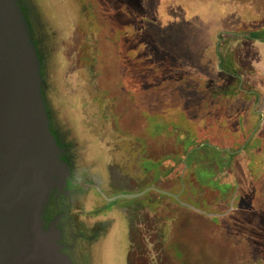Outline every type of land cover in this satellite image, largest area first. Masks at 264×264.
Returning <instances> with one entry per match:
<instances>
[{
    "label": "rangeland",
    "instance_id": "1",
    "mask_svg": "<svg viewBox=\"0 0 264 264\" xmlns=\"http://www.w3.org/2000/svg\"><path fill=\"white\" fill-rule=\"evenodd\" d=\"M22 2L72 264H264V0Z\"/></svg>",
    "mask_w": 264,
    "mask_h": 264
},
{
    "label": "water",
    "instance_id": "2",
    "mask_svg": "<svg viewBox=\"0 0 264 264\" xmlns=\"http://www.w3.org/2000/svg\"><path fill=\"white\" fill-rule=\"evenodd\" d=\"M7 1L12 6L14 0ZM7 1L0 0V264H72L63 253V233L57 228L59 218L51 221L48 228L46 220L51 199L57 196V190L62 192L67 187V183L50 182L48 176L55 175L59 181L63 174L68 180L72 167L66 159V149L53 132L69 168L54 170L45 164V159H49L42 139L47 132L45 103L34 91L28 46L37 53L38 61L41 59L25 13L19 11L23 18L21 28L4 8ZM39 75L44 96L42 71ZM51 186L54 189L46 198L44 190ZM143 194L119 195L112 201ZM31 208L38 210L42 227L30 222Z\"/></svg>",
    "mask_w": 264,
    "mask_h": 264
},
{
    "label": "bare ground",
    "instance_id": "3",
    "mask_svg": "<svg viewBox=\"0 0 264 264\" xmlns=\"http://www.w3.org/2000/svg\"><path fill=\"white\" fill-rule=\"evenodd\" d=\"M5 1H7V0H5ZM14 2H12V4H11L12 6H10V4L7 1L6 4L4 5V8L6 9L7 12H10L9 15H11V18L14 21H16L17 24H19L21 28H23L22 27V23H21L22 22L21 19H23V18H22V15L20 13L21 10H22V12L25 13V15H26V17H27V19H28V21H29V23L31 25V29H32V22L29 20L28 15H27V11L23 7L24 5H23L22 0H14ZM18 5H20L19 6L20 8L18 7ZM1 12L2 11H0V14H2ZM32 33H33V36H34V30L33 29H32ZM27 50H28V53H29V55L31 57V61H30V66H31V69H32V74H31L32 78L31 79L33 81L32 83L34 84V91H35V93L37 95L41 96V98L43 99V102L45 103V106H46V108H45V106L43 105V108H44L43 111H44V114H45L44 115V121H45V125H46V128H47L46 129L47 132L43 135L42 139H43V142L46 144V147L48 148L49 159H48V161L45 159V164L46 165L49 164L52 167V169H54V170L57 167L63 168V169L60 168V170H66V169L69 168L68 164L65 162V158L66 157H65L64 154L60 153V147H59L58 143L56 142V138H55L57 136L53 132V130L51 129V125H50L51 124V122H50L51 118H50V114H48L49 110H48V107H47V104H46V100H45V98L43 96L42 83H41V80H40V77H39L40 76L39 74L41 73V71L43 69V62L40 59H39L40 61H38L39 57L37 56V53L34 50H32V52H31V49H30L29 46H28ZM40 63H41V65H40ZM36 69H37V71H36ZM40 69H41V71H40ZM42 122H43V120H42ZM52 132L54 133L55 137L53 136ZM48 179H49L50 182H52L54 184L58 183V182L62 183V184L68 183V182L73 180L72 171H71V178L68 179V180L66 179V177L63 174L59 175V177H58L59 181L56 180L57 176L52 175V174H49ZM53 189H54V186H51V187L47 188L46 190H44V194H46V198L49 197V195L51 194V191ZM57 191L58 192L56 193L57 194L56 197H58V195H61V193H66V190L64 188H63L62 192H59L61 190H57ZM50 205L51 204H49V206ZM64 205H66V204H64ZM53 208H54V206L51 207L50 210H52ZM37 211L38 210H35V209H32V208L29 210V216H30L29 220H30V222L33 225H35L37 227H39V226L42 227L43 221L39 218L38 213H36Z\"/></svg>",
    "mask_w": 264,
    "mask_h": 264
},
{
    "label": "flooded vegetation",
    "instance_id": "4",
    "mask_svg": "<svg viewBox=\"0 0 264 264\" xmlns=\"http://www.w3.org/2000/svg\"><path fill=\"white\" fill-rule=\"evenodd\" d=\"M69 191V190H68ZM59 198L60 197H58V198H55L54 200H52V202H51V205H50V207H49V213H48V216H47V219L48 220H52V219H55L56 217H58L59 215H61V213H60V209H59V205H58V202H59ZM57 199V204L55 203L54 204V201ZM54 206V208L55 209H52L51 211H50V208L51 207H53ZM56 206H57V208L58 209H56ZM53 212H54V215H53ZM55 212H58L57 214L55 213ZM64 245H65V248H64V252L65 253H67V252H69V251H71L72 249H73V245H71V244H67V243H64Z\"/></svg>",
    "mask_w": 264,
    "mask_h": 264
},
{
    "label": "trees",
    "instance_id": "5",
    "mask_svg": "<svg viewBox=\"0 0 264 264\" xmlns=\"http://www.w3.org/2000/svg\"><path fill=\"white\" fill-rule=\"evenodd\" d=\"M255 37L254 35H251V38Z\"/></svg>",
    "mask_w": 264,
    "mask_h": 264
}]
</instances>
